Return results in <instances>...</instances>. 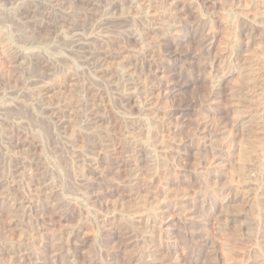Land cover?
I'll return each mask as SVG.
<instances>
[{"label": "rangeland", "instance_id": "obj_1", "mask_svg": "<svg viewBox=\"0 0 264 264\" xmlns=\"http://www.w3.org/2000/svg\"><path fill=\"white\" fill-rule=\"evenodd\" d=\"M0 264H264V0H0Z\"/></svg>", "mask_w": 264, "mask_h": 264}, {"label": "bare ground", "instance_id": "obj_2", "mask_svg": "<svg viewBox=\"0 0 264 264\" xmlns=\"http://www.w3.org/2000/svg\"><path fill=\"white\" fill-rule=\"evenodd\" d=\"M233 23V22H232ZM130 30V29H129ZM126 31V30H125ZM11 34V33H10ZM158 38V37H157ZM135 39V38H134ZM159 41V40H158ZM102 58H100L99 60H101ZM105 59H102L101 61L103 62L102 64H105L106 62L104 61ZM97 61V60H96ZM100 62V61H99ZM98 62V63H99ZM105 66V65H104ZM71 69V68H70ZM73 72V71H72ZM120 73V72H119ZM123 74H126V72H122ZM69 75V74H68ZM13 82V80H12ZM59 83V82H58ZM63 84V83H62ZM20 87V86H19ZM13 109V108H12ZM26 116V115H25ZM27 118V117H26ZM35 119V118H34ZM41 121V120H40ZM30 122V121H29ZM35 122V121H34ZM40 123V122H39ZM252 150V149H251ZM67 169V168H66ZM2 242V241H1Z\"/></svg>", "mask_w": 264, "mask_h": 264}]
</instances>
